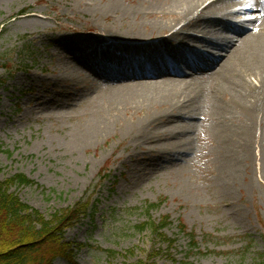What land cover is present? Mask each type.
<instances>
[{"label":"rangeland","instance_id":"374dc122","mask_svg":"<svg viewBox=\"0 0 264 264\" xmlns=\"http://www.w3.org/2000/svg\"><path fill=\"white\" fill-rule=\"evenodd\" d=\"M108 4V0H0V181L24 173L32 182L12 186L10 191L46 219L79 206L80 218L63 235L75 245L76 264H253L260 260L264 254L261 130L252 133L250 155L241 163L233 195L225 197L218 187V157L204 133L197 140L196 153L180 162V170L163 169L130 186L134 170L155 153L149 146L131 145V136L117 127L107 138L72 152L64 140L82 105H73L70 114L59 117L41 110L43 101L66 96L63 91L72 93L73 84L59 75L65 64L80 66L76 78H92L86 73L91 42L135 38L109 34L111 27L124 28L127 22L112 11L107 15ZM166 29L147 26L139 33L143 38ZM250 31L242 27L240 36ZM171 45L170 39H164L145 49L165 50ZM150 202L157 206L148 212ZM164 217L169 222L160 232L174 240L171 246L158 240L149 226L140 227ZM180 222L186 225V233L195 235V249H190L188 237L179 230ZM54 264L72 263L59 256Z\"/></svg>","mask_w":264,"mask_h":264},{"label":"bare ground","instance_id":"6f19581e","mask_svg":"<svg viewBox=\"0 0 264 264\" xmlns=\"http://www.w3.org/2000/svg\"><path fill=\"white\" fill-rule=\"evenodd\" d=\"M108 1L107 15L127 22L109 34L135 38L91 42L86 73L92 78H76L80 66L65 64L59 75L73 84L72 93L43 101L41 110L59 117L82 105L64 140L72 152L117 127L131 145L149 146L155 153L134 170L130 186L163 169L180 170L204 133L218 157V187L232 196L252 133L264 134V0ZM147 26L167 29L142 38L139 30ZM242 27L251 31L240 36ZM197 31L203 36L195 37ZM164 39L172 42L169 49H145Z\"/></svg>","mask_w":264,"mask_h":264},{"label":"trees","instance_id":"16d2710c","mask_svg":"<svg viewBox=\"0 0 264 264\" xmlns=\"http://www.w3.org/2000/svg\"><path fill=\"white\" fill-rule=\"evenodd\" d=\"M32 182L24 173L10 176L0 181V264H54L57 257L67 258L75 262V245L63 237L66 228L80 218L81 209L74 207L55 212L51 219H46L35 208L24 203L13 191L12 186H27ZM157 206L156 203L146 205V210ZM164 217L159 223L148 222L140 225L149 226L152 233L161 242L173 244L160 231L168 224ZM179 230L189 239L190 249H195L198 242L195 235L186 231L184 222H180ZM79 246V245H78ZM259 261V262H258ZM253 264H264V254Z\"/></svg>","mask_w":264,"mask_h":264}]
</instances>
